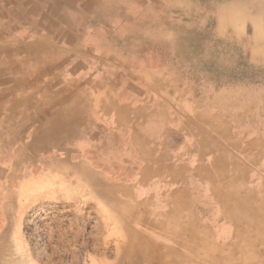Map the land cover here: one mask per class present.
<instances>
[{
    "label": "rangeland",
    "instance_id": "rangeland-1",
    "mask_svg": "<svg viewBox=\"0 0 264 264\" xmlns=\"http://www.w3.org/2000/svg\"><path fill=\"white\" fill-rule=\"evenodd\" d=\"M1 5L0 107L19 101L0 108V258L116 264L126 245L143 251L144 223H165L168 212L176 213L179 229L171 236L182 238L181 252L193 246L195 261L238 251L252 237L243 222L264 221V0L127 2L114 12L120 24L113 17L92 23L102 32L99 48L80 57L91 81L71 77L83 79V64L58 70L62 51L55 66L28 68L32 82L13 81L26 70L20 45L48 36L32 34ZM51 73L56 82L47 90ZM61 87L68 91L56 98ZM96 89L102 97L68 96ZM59 112L78 127L88 116L81 146L71 156L53 150L15 163L19 149ZM191 128L197 141L186 133ZM83 165L98 188L88 174L75 173ZM126 219L134 235L123 232Z\"/></svg>",
    "mask_w": 264,
    "mask_h": 264
},
{
    "label": "bare ground",
    "instance_id": "bare-ground-1",
    "mask_svg": "<svg viewBox=\"0 0 264 264\" xmlns=\"http://www.w3.org/2000/svg\"><path fill=\"white\" fill-rule=\"evenodd\" d=\"M18 101H19L18 99H13L10 105L0 108L5 109L8 106L12 107L16 103H18ZM82 117H85L83 119H85L86 122L84 124H79L80 127H78L76 126L77 123L73 125V123L69 121V117L66 116L64 112H59L57 114L54 113L50 115V117L47 118L46 121L44 122L46 125L50 126V128L47 131L37 132L35 137H33L32 142H30V145H32L30 148H29L30 145L25 149L24 147H21L13 158L15 163H23L24 165H27L32 162L33 157L36 156L37 154L39 153L47 154L49 151H53V150L56 151L57 154L60 156H71V153L77 150L81 146L80 142L82 143L83 128L91 125L88 122L89 120L88 116L82 114ZM3 133L0 132V136L4 135ZM48 138L49 141L45 142V144L40 143L42 146L38 144L40 141L43 140L45 141V139ZM144 149H146V147ZM149 171H151V169ZM77 172L82 175L83 174L89 175L90 177V183L88 182L89 185H92L94 187H97L99 185L98 179H96L95 176L91 174L87 166L83 165L76 167L75 173ZM111 203L116 204L117 206L116 209H118L120 212L121 211L123 213L128 212V208L125 205H121V204L118 205L116 201ZM240 210L242 211L241 216H243L246 212L243 210V208H240ZM175 215L176 213H174L173 215V212H168L166 214L167 216L166 222L161 224H156L151 221L145 222L143 233L140 232V235L143 237L142 240V242L144 243L143 245L146 246L145 249L141 251L138 249L140 247L135 248L134 246H132L133 244L126 245L124 247L125 251L117 256L116 264H264V221L263 220H259L257 221L259 223H254V224L250 223L249 220L243 222L245 232L250 234V236L252 237H247L243 239L241 242L242 245L240 246V248H238V251L236 248H233L231 252L226 255H222V254L209 255L207 253L206 256L209 257L208 259L205 258L203 261L202 260L195 261L196 253L195 251H192L193 246H191V250L183 251L184 247L189 246L187 244H184V247L182 246L183 249L181 252L182 238L171 236L174 234L177 235L179 230L178 227L176 226L177 223L173 222V220L171 219L173 218V216L175 217ZM172 222L174 223V225L172 224ZM124 223L126 224L122 229L123 232L126 233L128 236L132 234L134 235L135 231L128 223L127 219L124 220ZM182 253H188V254L182 255ZM29 257L30 258L28 259L29 261L28 264H40L43 263L44 261L45 264H51L54 262V258H55L54 255L51 256L46 255L45 257L41 255H37V256L31 255ZM62 261L63 260H58V263H61ZM73 262L75 264H78L79 262L78 258H74ZM83 263L87 264L88 260L84 259ZM0 264H27V263L23 257L11 256L7 258L1 257Z\"/></svg>",
    "mask_w": 264,
    "mask_h": 264
},
{
    "label": "crops",
    "instance_id": "crops-1",
    "mask_svg": "<svg viewBox=\"0 0 264 264\" xmlns=\"http://www.w3.org/2000/svg\"><path fill=\"white\" fill-rule=\"evenodd\" d=\"M132 1L136 2L147 0H0V3L2 4L1 9L7 11L9 13V16L20 18L28 23L31 26L32 34L35 33L38 36L40 34L39 32H46L48 36L47 42L33 40L25 45H20V50L24 49L23 46H25L26 49V57L24 63V65L26 66V70L23 69V77L13 79V81L16 80L19 82H32V74L29 73L32 70H28V68H39L40 65L42 66L49 64H51L50 66H55L53 58L56 54H60L59 51H62L61 53H63V55L60 54L61 59L56 63V66H58V70L67 72V65L69 63H71L73 66L83 64V70H85L84 72H87L88 74H84L83 79L77 77L76 75H73L71 77L72 79L73 77H76V80L80 81H88L89 77H86L87 75H90V71L86 70L88 64L86 61L80 60V57L86 56V52H84L86 49L96 50L99 48L95 45V42L97 41L96 36L98 34H102V32L94 31L91 29L96 26V24L92 25V23L95 22L94 19H99L100 17H113L111 21H114L113 23L118 25L121 22L118 20L117 15H115L114 12L120 11V6ZM60 4H62V6H60ZM3 5H5V7ZM36 39L38 38L36 37ZM67 50L74 51L75 53L69 52ZM41 51H43V53H41ZM20 54H22V52H20L18 55ZM43 55L45 56V58L50 57V62H47L46 64ZM70 56L72 57V61L69 60ZM16 67L17 68L15 69V71H18L19 67L17 66V64ZM100 71L102 70H97L95 72L98 74L103 73ZM69 80H71L70 76ZM91 80L93 79L91 78L89 81ZM101 80H103V78L99 81ZM38 81H42V76L40 80L38 79ZM47 81L48 90L51 86H55L56 75L52 73L51 75L48 74ZM69 83L70 82H68V85ZM36 90L39 91L38 89ZM31 91L33 93L35 89H31L30 93ZM67 91V89L61 87V89L56 93V98H59L60 94L61 96L65 95V92ZM98 91L99 90L96 89L95 92L93 91V94H90L89 92L88 94L87 91H83L81 94L70 93L68 94V96H70L69 99H78L81 95H89L90 97L95 96L97 98L102 97V94H99ZM46 96L53 95L47 94ZM109 96L116 97L119 95L117 93L114 94L111 92V95ZM69 101L70 100H66L62 102L61 106L52 104V107H65L68 105ZM96 101L98 100L96 99ZM196 129L197 128H195L194 130L192 128L186 129V133L189 135L190 140L192 141H197L198 134L197 132L195 133ZM224 203L226 204V202ZM225 207L226 206H224L223 208ZM207 210H209V208H207ZM208 214L209 213L207 212V215ZM208 219L209 221H207V224H212V226H215L214 222L210 220L211 218L209 217Z\"/></svg>",
    "mask_w": 264,
    "mask_h": 264
}]
</instances>
